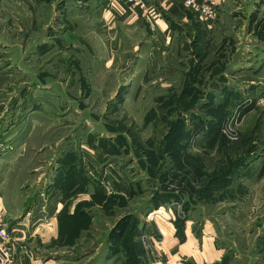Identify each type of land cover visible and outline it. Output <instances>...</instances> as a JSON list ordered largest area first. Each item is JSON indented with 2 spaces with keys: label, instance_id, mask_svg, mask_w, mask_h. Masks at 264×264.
Segmentation results:
<instances>
[{
  "label": "rangeland",
  "instance_id": "374dc122",
  "mask_svg": "<svg viewBox=\"0 0 264 264\" xmlns=\"http://www.w3.org/2000/svg\"><path fill=\"white\" fill-rule=\"evenodd\" d=\"M31 1V9L13 11L11 0H0V178L5 187L0 188L20 204L12 217L18 219L41 200L43 205L45 186L66 172L62 158L67 153L68 164L78 170L84 161L90 193L106 180L105 170L119 171L133 192L124 191L125 197L99 187L97 197L109 196L104 209L90 210L93 222L84 223L79 238L66 235L57 256L63 264H120L118 257L109 258L130 242H114L111 233L125 224L130 230L152 228L147 216L162 207L163 173L172 163H189L196 185L187 188V227L205 239L208 264H264V203L258 210L255 206L257 217L245 227L224 215L240 206L228 192L238 179L264 178V9L258 4L263 0L252 11L227 13L233 24L247 22L218 31L210 46H194L193 33L183 29L189 52H179L178 65L167 69L153 30L113 27L105 12L108 0L97 5L93 0ZM81 77L88 89L80 86ZM246 91L254 101L244 111L237 139L227 141L219 128ZM173 100L179 106H155ZM88 135L101 136L98 144L109 154L91 145ZM146 154L147 173L141 159ZM244 165L259 170L251 173L240 168ZM261 189L264 184L254 187L255 193ZM16 218L3 222L8 228Z\"/></svg>",
  "mask_w": 264,
  "mask_h": 264
},
{
  "label": "crops",
  "instance_id": "0c3cea01",
  "mask_svg": "<svg viewBox=\"0 0 264 264\" xmlns=\"http://www.w3.org/2000/svg\"><path fill=\"white\" fill-rule=\"evenodd\" d=\"M257 1L232 0V6H229L230 1L228 0H216L218 18L212 27L204 25L198 13L183 4L181 0H146L148 8L145 13L128 5L124 0H114L112 3H106V0H103V3H106L108 6L105 12L106 14L109 13V20L113 21V27L134 25L146 32L153 30L161 66L167 69L169 66L175 67V64L178 65L177 62H179L181 51L187 50L189 52V47H187V44L190 42L189 36H181L180 33L186 34V31L190 30L193 33L191 36L193 40L191 44L194 46H200L201 44L203 46H210L214 40L213 35L217 34L218 31L220 35L226 32V30L224 31L226 28L235 27L247 22V19H242L236 21L238 24H233V20L235 19L232 20L230 18L231 15L228 16L227 13H231L233 10L244 12V9L252 11L253 7H255L254 3ZM99 2L101 0H93V3L96 5ZM249 2L250 4H248ZM7 4L10 5L13 11L20 7L26 10L31 9L30 4H32V1L11 0V3ZM258 4L259 9H264V0ZM194 15H197L198 19ZM254 23H256V20H254ZM178 26L182 27L181 31L178 30L180 28ZM183 29L186 31L184 32ZM149 42L151 43L152 41L150 40ZM191 52L195 53L193 50ZM188 57L184 55L185 59ZM195 57L194 60H196ZM81 78L82 82H80V86L88 89L89 85L87 80L84 77ZM121 86L124 87V85H120L119 87ZM246 93L251 94L248 91ZM179 103V100H173L172 103L156 101L155 106L177 107ZM94 137L93 135H88L87 141L91 145L96 144L98 150L101 148V151H104V155L109 154L107 149L98 144L101 136ZM67 154L62 158L63 170H66V172L62 173L54 183L45 186V189L48 188L49 190L45 191L46 196L43 198V205L39 206L42 200L41 203L39 201V203L33 206L32 210H25L24 214L18 217V219L12 217V215L16 213L15 207L20 204L11 198L12 195L10 194L12 192L2 191V188H0V221L6 223L5 219L7 216H9V219L16 218V220L11 221L8 228L11 234L10 242L17 255V264H63L62 258L57 256L59 254V250L57 249L61 246L60 244L64 243L63 238L66 235L70 237L75 235L76 238L82 236L83 234L80 230L83 229L84 223L88 219L92 222L94 220V216L90 210L94 207L104 209L105 200L109 196L103 195L102 199L101 196L97 197L96 194L98 192L101 193L99 187L104 190L105 194L117 192L125 196L124 191L126 192L128 190V194L133 192V187L128 183L129 181L119 177V171L115 170L113 175H110L109 173H112L111 169H107V171H104L106 180L102 181L99 185L96 183L90 193L87 189L90 178L83 169L85 165L84 161L79 158L83 168L82 170H78L77 166L72 167L73 163L68 164ZM72 154L70 153V156ZM147 155L145 158H141L146 160L145 163H142V169L146 173L151 169ZM64 162H66L67 168ZM169 168L163 173L160 191L167 194L172 193L174 196H169L170 199L163 200L160 202V205L166 208L169 206L171 218L159 224L160 232L155 230L157 232L155 234L157 239V241L155 240L156 244L151 242V249H146L141 238H139L140 234L148 235L149 232L153 231L155 229L154 225L149 229L146 228L147 226L140 230L137 229L136 234L130 233V228L128 227L123 231L115 229L110 236L114 238V242L126 239L130 243L119 245L120 247L117 253L110 256L111 258L109 259H112V257H115V260L119 258L120 264H208L209 249L205 239L203 237L200 238L194 231L187 227L189 209L187 206V197H190L187 188L196 185L195 168L190 164H185L181 167L174 163ZM240 168H249L251 173L259 170V168L257 169V167L255 168L252 165H244ZM238 176L240 177V174ZM245 177L246 179H238L239 181H236L234 188L228 190L231 194L232 202L240 206L234 212L226 211L224 213L225 218L232 217L236 224L242 227L249 225L257 217L254 211L255 206L258 210L260 202L264 203V191L263 189H261V192L258 191L263 187L264 178L261 181H257L255 174L251 176L250 179L252 180H248L249 177L247 176ZM2 181L0 178V187H4ZM5 186L7 187V185ZM11 187L13 185H8L7 189ZM254 187L258 188L256 193ZM110 188L113 190L111 191ZM86 195L87 197H84ZM184 196H186V199H183ZM173 202H176L175 207H173ZM108 208L110 209V207ZM173 208L177 211L176 215L173 214ZM23 210L24 207L22 204L19 211L21 212ZM167 216L169 215H165V218ZM178 221L182 223L177 224ZM7 223L9 224V221ZM128 236L130 239H128ZM154 247L158 252V256L154 253ZM262 247H264V238L261 239L260 248ZM121 253H123L122 257L120 256ZM112 263L114 264V262ZM254 264H259V261Z\"/></svg>",
  "mask_w": 264,
  "mask_h": 264
},
{
  "label": "built area",
  "instance_id": "2783aa9c",
  "mask_svg": "<svg viewBox=\"0 0 264 264\" xmlns=\"http://www.w3.org/2000/svg\"><path fill=\"white\" fill-rule=\"evenodd\" d=\"M114 0H108V3H112ZM128 5L137 8L140 12H146L148 8V3L146 0H124ZM183 4L191 8L200 16L201 21L207 27H212L216 19L218 18L217 3L216 0H181ZM254 99L250 94L244 95V97L237 104L235 112L227 117L219 128V133L227 141H233L237 139L238 131L237 127L240 124L245 109L253 103ZM176 202L172 204L175 205ZM171 207V206H170ZM156 212V213H155ZM154 213H149L147 216V222L154 225V230L149 232L148 235L140 234L144 247L146 249H151V242L155 243L156 236L155 230L159 231V224L164 220H170L171 210L169 206L158 208ZM165 215H169L165 218ZM158 223V221H160ZM11 234L8 231L6 224L0 221V264H17V255L15 249L10 242ZM154 253L158 256V252L154 247Z\"/></svg>",
  "mask_w": 264,
  "mask_h": 264
},
{
  "label": "trees",
  "instance_id": "16d2710c",
  "mask_svg": "<svg viewBox=\"0 0 264 264\" xmlns=\"http://www.w3.org/2000/svg\"><path fill=\"white\" fill-rule=\"evenodd\" d=\"M250 109V107L248 106L246 109H245V112H247L248 110ZM178 154L179 153H177V158H179L178 157ZM187 164H189V163H187ZM183 165H185V163H182L181 165L179 164V166H183ZM163 195H164V200L166 201V200H169L170 199V197L171 196H174L172 193H170V194H167V193H165V192H161ZM170 196V197H169ZM182 222L181 221H178L177 222V224H181ZM119 226V225H118ZM118 226H117V228H118ZM127 227H126V224L121 228V229H118V230H120V231H123L124 229H126ZM137 232V228H133V229H131L130 230V233H133V234H135ZM128 239H130L129 238V236H128Z\"/></svg>",
  "mask_w": 264,
  "mask_h": 264
}]
</instances>
